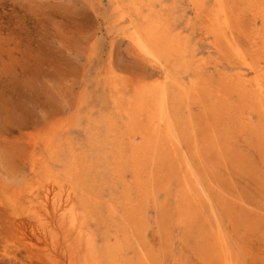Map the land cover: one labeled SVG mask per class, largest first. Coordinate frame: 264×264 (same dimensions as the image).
Returning a JSON list of instances; mask_svg holds the SVG:
<instances>
[{
  "label": "rangeland",
  "instance_id": "1",
  "mask_svg": "<svg viewBox=\"0 0 264 264\" xmlns=\"http://www.w3.org/2000/svg\"><path fill=\"white\" fill-rule=\"evenodd\" d=\"M133 1L143 2L140 14L132 10ZM240 1L230 4L231 27L215 35L208 32L214 0H0V264H84L83 247L70 258L79 235L68 238L59 230L53 245L48 232L46 236L42 229L29 226L34 208L20 198L28 183L46 182L48 176L52 181L49 173L61 169L55 158L67 156L69 161L73 152L76 163L85 158L90 165L86 183L91 190L116 204L119 194L106 171L108 157L94 146L96 135L103 132L96 121L109 110L105 79L112 73L120 80L151 81L163 78L167 70L181 88L200 79L211 90L190 93L187 101H181V90L170 84L167 104L171 113L177 110L181 153L190 158L209 197L196 205V215H187L181 208L182 183L169 174L157 201L153 197L146 201L141 213L144 226L138 230L123 228L119 217L103 205L87 215L85 229L93 235L95 254L100 264H221L223 252L232 255L234 264H264V113L254 106L248 109L239 91L226 104L212 96L216 86L238 74L255 80L258 72L250 66L259 65L264 71L260 47L264 21L248 0ZM145 4L187 49L183 58L174 54L166 69L141 55L128 36L133 27L146 25L141 18L148 12ZM125 12L131 13L130 19L120 17ZM255 93L249 87L246 101ZM214 103L225 111L217 112L215 119V130L226 137L225 149L220 159H212L204 168L193 155L192 139L201 143L209 129L201 127L194 135L189 126L199 120L204 123L202 116L216 108ZM48 140L55 150L51 158L44 146ZM40 157L48 159V168L43 167L36 179L32 168H40ZM16 194L14 205L9 200ZM219 233L226 252L213 244Z\"/></svg>",
  "mask_w": 264,
  "mask_h": 264
},
{
  "label": "bare ground",
  "instance_id": "2",
  "mask_svg": "<svg viewBox=\"0 0 264 264\" xmlns=\"http://www.w3.org/2000/svg\"><path fill=\"white\" fill-rule=\"evenodd\" d=\"M232 1L233 0H214L215 8L209 16L210 30L208 32L212 31V33L215 35H219L220 30L231 27L232 19H230L229 15V7L230 4L233 3ZM237 1H239V3L242 2L240 0ZM247 4L264 21V0H248ZM127 5H129V3ZM143 5V2L141 1L136 3L134 2L133 9H131L134 10V12H137L141 10L140 8ZM145 5L147 6L148 12L142 15L141 18L143 23L146 25L142 28H139V25L137 24L138 26L133 27V30L128 34V36L141 55L146 57L147 60L152 64L161 65L166 69V66L168 65L171 58L173 57L174 59V54H177L180 58H183V56H185L187 53V49L186 46L178 39V37L171 34L170 27L164 21V19L155 17L151 12L149 4ZM123 10L124 9H122V11ZM154 13H156V11ZM243 15H241V17ZM120 17L125 20H127L126 18L130 19L131 13L125 12L121 14ZM243 21H245V17ZM249 31L251 33V29H249ZM260 38L262 43L260 47L262 50H264V34ZM234 47L236 46L234 45ZM236 50H238V48ZM227 53L228 52H226V54ZM243 60L245 65L249 66V64L246 63V60ZM250 68H254L258 72L255 80L252 81L251 79H245L242 74H238L234 78L227 79L224 84L216 86V88L213 90L212 96L214 97L215 101H220L223 104H226V101H230V98L233 96V94L238 93L239 91V98L248 109H251L254 106L257 107V110L264 113V71L259 65H255L254 67L250 66ZM164 73L163 78L151 81L120 80L118 75L112 73L107 75L108 77L105 79V89L108 94L107 104L109 105V110L106 114L102 115L98 121H96V123L99 125L98 127H100L103 132L102 136L96 135L94 146L97 147V153L108 157L107 159L109 162L107 163L106 171L108 172L110 179L112 180L117 193L119 194L116 204H114L115 201L113 202V200H101V196L91 190L90 185L86 183L89 182L87 178L91 174V169L89 167L90 165L87 164L85 158H83L82 162L76 163V159L73 157V152L68 154L69 158L71 157L69 161L66 159L67 156L55 158V166L61 169L60 172H54L51 174L49 173V175H51L53 178L52 181L49 182L50 176H48L46 178V182L38 181L28 183V186L25 189V191L27 190L25 195H22L20 198L24 199L23 203H26L28 208H34L33 211L29 212V214L32 216L31 218L33 219V223L30 222L29 226L33 230L35 228L39 230L42 229V234H46V236L48 232L53 245L59 239V230H64L65 236L68 238L70 237V234L72 235L73 233H77L79 235L78 239L71 246V260L74 259L80 247H83L84 264H100V259L95 254L93 235L85 228L88 227L87 215L92 214L93 210L99 209L103 205L110 207L111 213L119 217V219L122 221L123 228H130L132 230L143 228L144 222L141 219V213L146 206V201L149 197H157L156 195L161 191L162 187H164L163 185L166 183L165 178L169 174L178 176L179 182L182 183L181 208L184 212H186L187 215L191 213L192 216L196 215V205L204 201L205 198L209 197L208 192L205 191L199 183L200 180L198 182L197 174L194 172L190 158L184 155L185 153H181L183 142L180 139L179 132H177V124L179 122L177 110H174L173 108L171 113L167 107V104L169 99L168 91L170 84L181 90L178 95V98L181 101H187L191 95L190 93H200L206 90H211L208 89L207 83L200 79H194L191 81L188 87L181 88V84L176 77L171 76L168 73V70L166 71L165 75ZM251 86L254 87V92L256 93L253 98L247 102L245 95L248 88ZM90 100L91 99H89V101ZM214 104L216 108L206 111V115L202 116L203 119L205 117L204 123H201L199 120L193 123V125L189 126L191 127L192 134L194 135H196V132L201 127L206 126L209 129L206 133V137H204V141L201 143L196 141L197 139H192L194 144L193 155L195 159H198L202 163V167L204 168L210 167L209 164L211 163L210 161L212 159H220V157L224 155L223 151L225 149L224 145L226 137L219 133L217 129L215 130L217 126V122L215 121L217 118V112H219V114H223L225 111L221 104ZM105 108L106 107H104V109ZM61 132L62 131H60V133ZM68 140H71V138H68ZM44 143L47 157L51 158L55 153V150L51 148V141L48 140ZM47 160L45 157L38 158L37 161H39L40 168L36 170L35 166H33V168L31 167L33 171V177L38 179L43 167L48 168ZM31 162L33 161L31 160ZM59 173L61 174V177H59ZM171 178H173V176ZM64 183H66V185H63ZM20 194L21 192L19 195ZM16 198L18 199L17 194L15 198L11 197L12 200L10 199L9 201L15 205L18 201ZM169 204L170 203H168V206ZM14 212L15 211H13V213ZM160 214H162L161 211ZM213 216L215 217V215ZM167 218L170 217L168 216ZM167 218L165 223L168 225ZM163 219H165V217ZM170 221L169 223H171ZM159 222H162L161 219ZM165 229L168 231L167 227ZM219 234L221 235V233ZM215 242L216 243L213 244L216 246L220 244L218 247L222 246L220 247L221 251H225L222 245V235L221 237L219 236L216 238ZM210 246H212V244H210ZM120 248L121 245L118 243L115 250L119 251ZM229 252L231 251L229 250ZM110 253L111 250L108 252V254ZM64 254L66 253L64 252ZM228 255H230V253L226 255L223 252V261L220 260L221 258L218 259L221 261V264H234L232 260L229 259L232 257V255L229 257ZM103 259L105 258L103 257Z\"/></svg>",
  "mask_w": 264,
  "mask_h": 264
}]
</instances>
